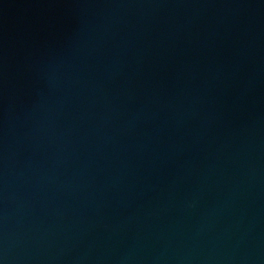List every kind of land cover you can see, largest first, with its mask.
<instances>
[{"label": "water", "instance_id": "95a60500", "mask_svg": "<svg viewBox=\"0 0 264 264\" xmlns=\"http://www.w3.org/2000/svg\"><path fill=\"white\" fill-rule=\"evenodd\" d=\"M0 264H264V0H0Z\"/></svg>", "mask_w": 264, "mask_h": 264}]
</instances>
